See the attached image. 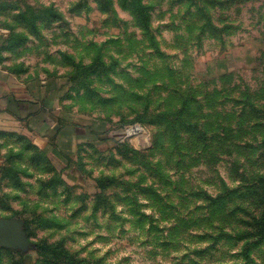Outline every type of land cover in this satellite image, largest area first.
Returning a JSON list of instances; mask_svg holds the SVG:
<instances>
[{
  "label": "rangeland",
  "instance_id": "obj_1",
  "mask_svg": "<svg viewBox=\"0 0 264 264\" xmlns=\"http://www.w3.org/2000/svg\"><path fill=\"white\" fill-rule=\"evenodd\" d=\"M11 7L0 70L51 81L72 126L48 157L0 140V264H264V55L242 50L264 0Z\"/></svg>",
  "mask_w": 264,
  "mask_h": 264
},
{
  "label": "crops",
  "instance_id": "obj_2",
  "mask_svg": "<svg viewBox=\"0 0 264 264\" xmlns=\"http://www.w3.org/2000/svg\"><path fill=\"white\" fill-rule=\"evenodd\" d=\"M16 2L22 0H0V14L12 9L11 6ZM4 31L0 27V43L5 41ZM260 33L262 35L251 38L254 40L251 42L253 44L249 42L242 49L255 68L260 66L259 59L264 55V29ZM50 83L51 81L44 82V79L33 81L30 75L0 70V140L6 142L15 138L18 143L14 149L15 154L21 156L23 153L33 155L44 152L48 157L49 153L54 152L56 133L59 131L57 139H64L66 130L72 126L70 115L63 113L59 117L56 114L55 99L59 94L49 87ZM60 110L64 111V106H60ZM23 139L30 142V147L25 152L22 148ZM40 142L44 144L40 145ZM1 164H4L2 158L0 168Z\"/></svg>",
  "mask_w": 264,
  "mask_h": 264
},
{
  "label": "water",
  "instance_id": "obj_3",
  "mask_svg": "<svg viewBox=\"0 0 264 264\" xmlns=\"http://www.w3.org/2000/svg\"><path fill=\"white\" fill-rule=\"evenodd\" d=\"M17 226L12 220H0V244L14 245L18 242Z\"/></svg>",
  "mask_w": 264,
  "mask_h": 264
},
{
  "label": "trees",
  "instance_id": "obj_4",
  "mask_svg": "<svg viewBox=\"0 0 264 264\" xmlns=\"http://www.w3.org/2000/svg\"><path fill=\"white\" fill-rule=\"evenodd\" d=\"M257 225L259 227L258 235L260 236L261 239H264V216L260 222L258 221Z\"/></svg>",
  "mask_w": 264,
  "mask_h": 264
}]
</instances>
